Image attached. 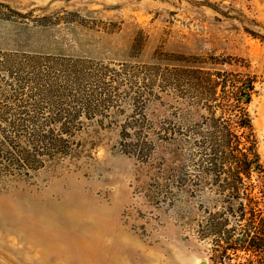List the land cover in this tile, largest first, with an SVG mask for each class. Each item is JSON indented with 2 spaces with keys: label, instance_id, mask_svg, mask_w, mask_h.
<instances>
[{
  "label": "rangeland",
  "instance_id": "1",
  "mask_svg": "<svg viewBox=\"0 0 264 264\" xmlns=\"http://www.w3.org/2000/svg\"><path fill=\"white\" fill-rule=\"evenodd\" d=\"M263 38L264 0H0V264H210L214 191L169 193L208 152L190 76L255 78L264 162Z\"/></svg>",
  "mask_w": 264,
  "mask_h": 264
},
{
  "label": "trees",
  "instance_id": "2",
  "mask_svg": "<svg viewBox=\"0 0 264 264\" xmlns=\"http://www.w3.org/2000/svg\"><path fill=\"white\" fill-rule=\"evenodd\" d=\"M195 66L190 82L207 103L208 152L180 175L181 188L173 185L169 193L184 204V196L194 190L214 191L205 194L207 202L221 205L208 226L210 264H264V162L249 109L256 80L249 73ZM177 151L172 150L174 158ZM172 166L167 165V172L177 174Z\"/></svg>",
  "mask_w": 264,
  "mask_h": 264
},
{
  "label": "water",
  "instance_id": "3",
  "mask_svg": "<svg viewBox=\"0 0 264 264\" xmlns=\"http://www.w3.org/2000/svg\"><path fill=\"white\" fill-rule=\"evenodd\" d=\"M201 264H208V262L207 261H202Z\"/></svg>",
  "mask_w": 264,
  "mask_h": 264
}]
</instances>
